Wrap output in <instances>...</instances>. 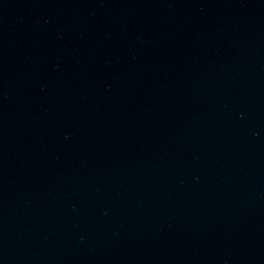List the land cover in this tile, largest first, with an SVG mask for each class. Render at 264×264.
<instances>
[{"label": "water", "instance_id": "95a60500", "mask_svg": "<svg viewBox=\"0 0 264 264\" xmlns=\"http://www.w3.org/2000/svg\"><path fill=\"white\" fill-rule=\"evenodd\" d=\"M0 264H264V0H0Z\"/></svg>", "mask_w": 264, "mask_h": 264}]
</instances>
